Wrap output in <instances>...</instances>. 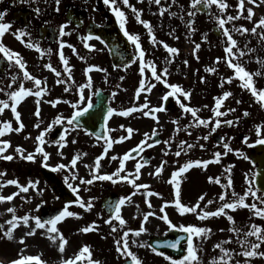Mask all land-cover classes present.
<instances>
[{"label": "rangeland", "instance_id": "obj_1", "mask_svg": "<svg viewBox=\"0 0 264 264\" xmlns=\"http://www.w3.org/2000/svg\"><path fill=\"white\" fill-rule=\"evenodd\" d=\"M129 3L136 9L142 10L141 18L143 20L156 21V24L160 25L163 22L162 20L165 19V21L168 23H166V29H172L173 39L176 41L180 40L179 44L184 46L188 55V63L186 65L185 71H182L181 73L175 72L173 77L167 78L166 80L169 84H175L180 87L182 92H188L190 100L195 99V96L193 95L195 93H197V95H205L202 102H200L201 105H199L198 101L194 103L191 102L193 104L192 108H198L200 110L198 115L203 119H209L210 117H213L212 108L215 104L214 98L221 96L230 85L229 83L225 82L224 87L221 88L219 86L221 83V78L233 76V81L231 84L238 86L240 85V87L243 82L240 81L238 77L234 76V69H230L223 60L219 62L215 60L216 54H218L215 48L202 47V51L206 52L207 57L211 62V67L213 63V67H215L216 71L213 73L207 72V75L198 73L196 74L195 64L197 62L193 55L198 52V49L195 48V45L203 44V41L205 40L203 33L200 34L199 37L190 35L187 21H179L176 18L177 16H170L169 12L174 11L169 10L168 7H174L175 9L181 7L184 11H186L187 9L191 8V0H175V2H173V0H161V4L167 8L163 15L160 14L159 7L156 4L151 3L150 0H129ZM226 3L229 5L226 10L231 8L234 11L230 14L236 15V11H239V9L236 7L238 0H226ZM122 7L124 6L122 5ZM248 7L253 8L252 20H248L246 18V9ZM211 9L213 11L215 10L214 13H216V16L221 15L215 5H213ZM261 17H264V4L257 3L256 5H253L249 4L247 0H245L244 10L241 13V18L230 21L231 23L227 22L225 26L230 28V25L232 24L236 28L243 26L244 28L250 30L253 28L256 21H258ZM206 29L211 30V28L208 26ZM261 32H264V29L258 27L256 35L251 34L250 32L246 33V39L250 42L238 45L244 50H246V48L253 49V52L255 53L254 55L259 59L263 58L264 56V47H262V49H260V47L256 49L252 41H255L258 46H261L259 42H256V40L261 41L259 36ZM19 44L20 40L15 39L13 47L18 49L23 54L26 64L34 69L33 74L31 75L42 81L41 87H46V94L44 95L43 101L33 95L24 97V99H22L17 105V111L21 114L20 122L23 123L25 127L19 133L13 131L7 133L3 137H0V139H7L10 142V147L6 150L5 154H11L14 157L10 161L0 159V172L6 173L5 176L0 177V183H3L8 179H17L21 185L27 184L29 180L39 181V183L37 184L36 189L30 188L27 193L20 192L19 195L15 196L10 202H0V224L11 219L12 213H8L6 211L9 207H13L15 209V214L17 216H23L28 213L31 216L41 217L40 210L37 209V205L41 206L42 201L47 205H52L55 207H67L68 211H71L76 215L65 217L64 220L58 222L57 224V228L59 229L60 233L63 234V236L68 241V243L65 245V250L63 253L59 251L58 241L53 243L47 238L46 234L42 235V233L45 232L43 229H38L36 234L31 237H25L24 244H21L19 241L20 238L24 236V233L29 229L25 228L23 225H20L13 230L12 239L4 237L3 232H0V264H10L11 261L21 259L25 256L38 257V260H26L25 262L27 263L62 264V260L74 258L84 245L89 247L91 256L89 257L86 255L82 259L83 264H88L89 259L99 261L100 264H123L124 258L118 254L114 241L119 235L122 234L123 230H138L142 223L146 228L145 232L141 233L138 237L133 235V232L129 233L128 242L130 250L142 260L143 264H171V262L166 260L164 256L160 255L156 251L153 252V248L149 243L151 237L163 236L169 231L173 230L159 219V216L163 214L160 212V208L162 205H164L165 201L170 202L165 207V212L172 223L176 225H193L204 227L210 230L207 234V238H204L203 235H201L199 238L195 236L193 237V243L197 247L198 256V261L193 262V264H210L212 258L219 257L220 250L218 247H214L218 244L227 249L233 250L235 253H239L241 248L236 242L237 235L236 233L229 231L230 228L240 227L242 231H246L248 226L253 223L264 228V218L253 215V211L247 207H237L235 210H226V212L233 217L234 224L230 223L225 215L209 217L204 220H200L195 213L181 214L175 207L174 202L177 197L176 190L170 183L171 174L178 170V168L184 163V160L185 162L188 160H211L212 154L214 152L220 151L223 153L225 150L222 147H218L216 150L213 149L215 146L213 145L214 136L218 131L221 129L223 130L222 124L219 128H217L216 132L211 133L207 141L203 139L198 141L196 138L198 136L202 137L203 135H208L210 128H204L202 126L199 128H190L189 131L191 132V135H188V133L183 130L184 123L182 119H178L175 114L165 110L156 112V119L151 117V115H149L150 117L144 118L139 116V114L136 112L131 113L127 117L120 116L118 114L120 111L143 103L144 97H147L149 104L156 102L158 104L161 103V97L163 96L160 94V89L165 85L158 82V87L153 88L152 91H150V94L148 92L146 95L137 98L135 89L133 92L129 90L128 92L123 90L119 75L114 77L115 74H111L106 81L102 76V71L97 72L96 68L87 74V77L92 78L93 88L88 90L90 93L85 90V94H90L93 98L95 93L94 91L97 88H102L110 95L111 105L114 107V109H116V112H114L112 117L109 119V127L112 130L109 138L114 141H118L121 135H127V133L124 131V128L131 127L134 129V132L132 136L129 137V139L113 143L112 148L107 150V154L109 153L110 155L111 153L115 152L123 156L124 153L130 151L142 139H144V133H148L149 136H151L153 129L160 132L162 131L165 136L164 141L171 140V146L169 147L168 145L161 143L153 150L155 153V158L149 163L144 164V166L141 168V175L139 179L136 180V183L147 184L149 186L147 190L143 188L139 190L134 189L132 185L126 182H123V186L119 187V191L117 192L118 194L120 193L122 197L129 195L132 197L131 203L126 202L125 205L121 207V217L126 222L123 230L118 229L116 233L112 232L111 226L104 222L109 217L100 207V203H93V207L88 211H85V209L81 208L78 203L74 204L73 206H64L63 203H57L50 191L49 184L43 178L42 169L47 167L42 165L41 155L36 154L34 161H27L22 159L19 154L15 152V148L17 146L22 147L25 151V155L29 152L34 153L36 147L35 138L39 135L40 131L46 128L47 125L52 122L55 116L64 114V110L67 107H70V104L63 103V100L74 102L76 99H78L77 87L86 81L81 80V64L79 61H77L76 55L72 48L65 46L62 51L64 57L68 61V66L72 75V81H74V83L60 84L56 83L57 77L55 76V73L43 67L44 64L51 63L54 68L61 72L60 79L67 78V74L64 73L63 70L64 65L59 59L60 42L51 49L50 53L48 52V49L50 48L47 47L43 56H41L38 52H35L34 48H22L21 46H18ZM224 48L225 45L221 47V52L218 54L220 57L225 56ZM94 49H96L97 53L98 48L94 46ZM32 53L34 56L31 58L30 56H32ZM25 54L28 55L25 56ZM260 60L264 61V59ZM239 62L242 63L241 60ZM209 65H207V68ZM94 66H98L97 62L94 63ZM247 66H249V73H261L260 75H254L253 81L255 87L264 88V64L258 63L257 58H255L252 66ZM100 68H102V65ZM201 77L204 78L203 82L201 81ZM24 87H29V89H32L33 82L26 80ZM65 87H69L68 92L64 91ZM165 88L166 90L168 89L166 86ZM210 88L217 89L216 94L218 95H213V92L209 93ZM18 89L19 88L17 85L16 87H11V91ZM11 91L8 90V93ZM170 91L172 90L170 89ZM113 93H115V96L112 95ZM210 94L211 97L208 99ZM180 96L184 99L182 93H180ZM8 99L9 97L6 95V93L0 92V100ZM57 99H59L61 102L57 103L55 106L47 102L49 100ZM37 101H39V104ZM254 101L255 103L253 104V110L251 111L250 118V132L253 136L252 140L255 143L258 139H264V108L260 106V103L255 98ZM86 102L87 101L83 102L82 104ZM9 103H11V101H9ZM183 103L186 104L187 102L183 101ZM223 107L224 102L222 103V107L220 109L221 111H223ZM37 108H39V116L35 115ZM54 109H57L56 112H54ZM182 113L186 115L187 119H192L191 114L186 113L184 109L181 111L180 115ZM4 121L11 122L13 128L19 126L16 122L14 114L11 112L10 107L5 109L3 113H0V125H2ZM36 124H39V128L35 127ZM121 125H123L124 128H121ZM257 125L261 126L259 137L256 133ZM247 126L249 128L248 123ZM177 127L180 129L179 131H176ZM54 128L55 126L53 129ZM72 132L73 131H69L65 136V139L67 140L66 145L63 148H59V152H62L63 156L58 155V145L51 142L52 140L49 137L50 133L45 135V144L42 145L44 150L50 154V158L47 161L49 164L48 168L56 172L57 175H60L63 180L64 177L68 175V170H56L54 169V166L58 163L68 164L74 155L77 153H84L82 148L83 144L72 143V140H74L71 137ZM180 140L194 144L195 147L189 150L187 154L182 153L180 157H176L174 152L176 151V145ZM200 144H204L205 148L201 149L199 147ZM164 150L168 151V155L164 154ZM162 160H166L167 164L164 166L161 173L154 174L155 168L160 166ZM247 160L248 161H245L241 156H238L235 151H232L227 155H222L219 163H211L207 166V168L193 166L187 172L182 174V178H178L180 179L179 198L181 203L187 206H192L196 204V201L201 195H205V200L201 201V207H203L207 200L211 199L213 203L209 205L206 210L214 211L221 203L219 201V195L222 192L227 193L226 199L231 197L232 191H235L238 195H243V193L250 186L249 182H251V186L256 189L253 185V177L256 169L251 160L249 158ZM94 162L95 159H92L90 154L86 153V155L81 156V158L77 161L75 171L79 176H82L85 179L91 178L90 169L85 168L84 165L88 164L90 166H94ZM105 163H108V161L105 160ZM135 164L136 162L128 160L125 162V168L129 172H134ZM118 166L114 168L103 169V163L101 161L100 172L110 174ZM228 169L231 170V189L226 190L218 184L209 182L208 177L211 176L214 178L220 177L221 183H226L229 175V172L227 171ZM246 174L248 177L247 180ZM69 182L74 186L76 185L75 181L69 180ZM85 187L88 188V191H84ZM80 189L82 191V200L85 202L90 200L92 186L80 185ZM18 191L19 190L16 186L8 185L0 188V195L7 196ZM149 191L159 193V195L149 196L147 195ZM133 193L135 194L133 195ZM257 195L261 196V194L258 192ZM21 197H23V199ZM245 203H257L258 207L264 208V205L259 204V201L253 200L251 196L245 198ZM149 204H151V207H149ZM146 213H155V215L149 216L148 221L145 222L143 221V216ZM93 221L96 223V230L90 231L88 233L79 231V229L92 224ZM114 222L117 225L119 223L118 221ZM30 223H33L34 225V222L30 221ZM7 227L8 225H5V230ZM176 229L180 230L179 228ZM229 238L232 239V242L225 243V241L229 240ZM133 240H135L136 243H132ZM249 240L254 241L255 238L249 237ZM141 245L144 246L141 247ZM185 247L187 249V243L185 244ZM258 251H264V244H261ZM245 259L246 258L241 255H234L231 264H235L237 260L243 264ZM247 259L249 260V264H264V257L261 256Z\"/></svg>", "mask_w": 264, "mask_h": 264}, {"label": "snow or ice", "instance_id": "obj_2", "mask_svg": "<svg viewBox=\"0 0 264 264\" xmlns=\"http://www.w3.org/2000/svg\"><path fill=\"white\" fill-rule=\"evenodd\" d=\"M24 2H27V0H24ZM104 4L110 8V10L114 13L117 21L119 22V26L121 30L124 31V35L127 37L128 41L133 45V53H132V58H131V63H139V74H140V81H139V86L136 89V96L137 98L140 96L141 92H150L152 88L155 86L153 83L150 81L154 80L156 82H160L164 84L167 88H170L172 91L167 93L166 96L161 97L162 100H166L168 96H173L178 93H182L183 97L187 99L189 97L188 92H182V89L178 87L175 84H169L164 77L167 75V68L161 69L158 71L157 66L152 60H145V50L142 48L141 43H140V37L137 34H129V32L125 29V24H126V15L125 12L121 9L119 6L122 4L124 7L131 9L132 13L135 15L136 20L143 24L145 29L148 32L149 39L152 45H157L161 44L164 49L170 54V57L166 60V63H171L172 62V57H174L175 54H177L178 49L175 47H170L167 43L163 41H157L153 34L152 27L150 23L146 20L141 19V11L139 9H136L133 5L129 3V0H103ZM151 3L156 4L159 7L160 14L163 15L164 12L167 10V8L161 4V0H150ZM175 2V0H173ZM249 4L256 5L257 3L259 4H264V0H247ZM55 3L57 5L56 11H59V3L60 0H55ZM244 4L245 0H238V3L236 5L237 11L236 15H225V10L229 5L226 3V0H191V9L188 12V16L192 17L196 15V12L201 11L202 9H208L210 10L213 5L217 7L219 10V13L221 15L215 16L214 20L219 29L222 30V36L226 38V46L224 48L225 56L224 57H217L216 60L217 62L223 60L227 66L230 69H234V76L238 77L240 81H242L241 87L243 89L248 90L251 95L260 103V106L264 108V88H257L254 86V81H253V76L254 75H260L261 73H249L244 66L239 62L241 57H244L248 53L253 52L254 50L251 48H246V50L241 49L238 46V42L236 39L233 38L232 32H239L241 35L244 33L250 32L251 34L256 35L257 34V28L264 29V17H261L258 21H256L255 25L253 26L252 29H247L241 26L240 28H236L235 26L232 27L230 30L228 27H225V24L227 22L233 21V20H238L241 18V13L244 10ZM170 7V6H168ZM36 11H39L37 9ZM246 18L248 20H252L253 18V8L248 7L246 9ZM6 15V10L5 11H0V37H3L5 32L8 31L11 28V25L9 23L3 22V18ZM170 16H175V12H169ZM70 23V22H68ZM189 25H191V21H189ZM67 28V23L61 24L59 26V35L60 37L70 35V32H66L65 29ZM17 39H20L22 36L29 35L26 31L22 30H17L16 33ZM260 39L262 42H264V32H261L259 34ZM92 35L89 34L88 36L84 37V47L92 49L94 48V45H89L87 43L88 40L92 39ZM95 39L99 40L100 37H95ZM204 39L206 40L207 37L205 36ZM28 47L34 48L41 56H43L45 53L44 51L40 48L38 43H32L31 41L28 42ZM67 46L69 48H72L73 52L76 51L73 45L68 44L66 41L61 39L60 44H59V59L64 65V73L67 74L66 79H60L61 77V72L58 71L56 68L52 66L51 63H46L43 65L44 68L51 70L52 72L55 73V76L57 77L56 83L60 84H67V83H74L72 81V75L70 68L68 66V61L63 55L62 49ZM196 49L200 48V44L195 45ZM48 52H51V49H48ZM0 53L3 54V56L9 61L11 64L12 62L15 63L19 67V69L23 72V79L24 80H29L33 82V88H25L23 81H21L19 85V89L15 91H11L10 93H6L8 95L9 99L8 100H0V113H3V111L7 108L10 107L11 112L14 114L16 122L18 123V127L13 128L11 125V122L9 121H4L2 125H0V137L5 136L7 133L10 132H17L19 133L25 126L23 123L20 122V113L17 111V105L20 103L24 97L28 95H33L35 97H42L43 95L46 94V87H41L42 81L35 76L31 75L25 68V63L20 59L19 54L10 50L8 47H6L2 42H0ZM258 63L264 64V61H261L259 58H257ZM187 63V61H185ZM93 68H96L99 71L106 72L105 69L99 68L98 66H89L88 69H86V73L90 72ZM146 71H150V76L147 77V80L149 82L146 83V78H145V73ZM205 71L209 73H213L216 71L215 67H208L205 69ZM108 77L105 76V80L107 81ZM121 80L124 79L123 76L120 77ZM17 80L16 76L11 77V82L15 83ZM204 78L201 77V81L203 82ZM233 81V76H228L227 78H221V83L220 87H224V83L227 82L231 84ZM12 83H9L8 88L12 87ZM93 88V81L91 77H88L85 83L80 84L77 87V94H78V99H76L74 102L69 101V100H63V103L65 104H70L71 108L74 110L71 114L70 117H63V116H56L52 122H50L46 128L40 131L39 135L35 138L36 140V147L34 153L29 152L25 155V151L22 147L17 146L15 148V152L19 154V156L22 159H25L27 161H34L35 160V155L40 154L42 157V165L44 167H49V164L47 161L50 158V154L44 150V147L42 145L45 144V135L47 133H50L53 129L54 126L57 125H64V131H62L59 134V138L51 141L52 143L58 145V155L63 156L62 152H59V148H63L67 140L65 139L66 134L69 131H75L77 128H82L85 131L86 135H92L95 136L97 140L103 139L104 144L106 145L104 149V153H101L100 156H97L95 158L94 166H90L88 164H85V168L90 169V177L88 179H85L82 176H79L78 173L75 171L76 166H77V161L81 158V156L86 155V153H77L76 155L73 156V158L70 160L68 164H63V163H58L54 166V169H67L68 170V175L64 177L65 183L67 184L68 188H70L74 193H78L80 185H92L94 181H109L111 183H117L118 181L120 182H126L134 189H148L147 184H138L136 183V180L139 179L141 175V168L144 166V164L149 163L148 160L144 159L141 157L143 160V164L139 161L136 160V157L140 155L144 151L145 148H151L154 144H159L161 141L159 139L153 140L152 137H155L157 135V132L155 129H153L151 136H149L148 133H144V139H142L134 148H132L130 151L124 153L122 157H119V166L112 172V173H101L100 168H101V161L104 157V154L107 152L108 149L112 148L113 143L116 142H121L129 139V137L132 136L134 129L131 127L124 128L123 125H121V128H124V131L127 133V135H121L118 139V141H114L111 138H109L108 133L112 131L111 129L106 127V123L108 119L113 115L114 112H116V109L112 108L111 106L107 107L106 114L103 115L102 119L104 121V124H102V127H104V131L102 133H96V132H88L86 128H84V125L80 123L81 117H83L89 109L93 107V104L91 102V96L85 94V90H91ZM35 89V90H33ZM0 91H4V89H0ZM65 92L69 91V87L64 88ZM100 90L97 89L94 94L99 95ZM115 96V93L112 94ZM231 92L229 91H224L223 94L215 99V104L214 107L212 108L213 112V117H210L209 119H203L198 115V112L200 111L198 108H192L188 107L187 105L180 103V107L184 109L186 113H190L192 117V123L189 125H184V131L188 133V135H191V132L189 131L190 128H199V127H204V128H210V132L208 135H203L202 137L198 136L196 139L199 141L200 139H203L207 141L209 139V136L211 133H214L217 131V128L223 125L231 126L234 123H238L239 117L236 118V120H229V119H224L221 120V117H226L229 113L235 112V108H227L223 111H221L222 103L223 101L231 96ZM11 101V103H9ZM87 101V104L85 107H81L82 103ZM49 104L55 106L57 103L61 102L59 99L57 100H49L47 101ZM39 104V101H37ZM179 103V101H178ZM237 104L241 103L240 100L236 101ZM207 107V106H205ZM162 107H149V101L147 97L144 98V102L138 106H133L129 107L125 110L120 111L118 114L120 116L127 117L131 113L136 112V111H141L143 116H149L150 114L153 116L154 119L155 113L159 111H163ZM244 116H248L249 113L245 111ZM35 115L39 116V108H37V111ZM175 123V121H174ZM35 127L39 128V124H36ZM179 127H177L176 131H179ZM261 132V126L257 125L256 126V133L257 136H260ZM27 139V137H26ZM223 140V138H221ZM248 138H244V143H247ZM72 143H76L75 140H72ZM165 145H168L169 147L171 146V140H166L163 141ZM256 143L259 144H264V139H258ZM10 147V142L7 139H0V159L10 161L14 157L11 154H5L6 150ZM193 147H195L194 144L187 143L184 140H180L179 143L176 145V151L174 152V155L176 157H180L181 154H187L189 150H191ZM199 147L201 149L205 148L204 144H200ZM223 149L225 150L223 153L220 151H216L212 154V159L211 160H188L185 163H183L178 170L174 171L171 174V179L170 183L174 186L176 190V200H175V207L178 209V211L181 214L185 213H195L200 220H204L209 217H218L220 215H225L226 218L230 223L234 224L233 217L229 215L226 210H235L237 207H247L251 211H253V215L264 218V208L258 207L257 203H251V204H246L245 203V198L248 196H251L253 200L259 201V204L264 205V195L258 196L257 192L259 189H254L251 186L247 188V190L243 193V195H238L235 191H232L231 197L226 199V192H222L219 195V201L221 202L219 207H217L214 211H208L206 210L209 205L213 203L211 199L207 200V202L201 207V201L205 200V195H201L198 200L196 201L195 205L192 206H187L183 203H181L180 200V179L182 178V174L187 172L189 169H191L193 166L196 167H202V168H207V166L211 163H219L220 158L222 155H227L229 152H232L233 149L230 147L228 143H223L222 144ZM238 156L243 157L244 159H248V157L241 152L239 149L235 150ZM164 154L168 155V151L164 150ZM111 160H117V156L113 155L111 157ZM128 160H136L135 164V169L134 172H129L125 168V162ZM167 164L166 160H162L160 166L155 168V173L154 174H159L163 170L164 166ZM229 172L227 182L226 183H221V178L220 177H208L209 182L215 183L220 185L224 189H231L232 188V178L230 175V169L227 170ZM5 172H0V177L5 176ZM248 179L247 174H246V180ZM69 180L75 181L79 180L78 185H73L72 183L69 182ZM39 181H32L29 180L27 184L21 185L19 184L17 179H8L4 181L3 183H0V188H3L8 185H13L16 186L17 189L19 190L18 192H13L10 195H0V202L4 201H12L13 198L17 195H19L20 192L27 193L29 189H36L37 184ZM84 191H88V188L85 187ZM135 193H133L134 195ZM147 195L152 196L156 195L158 196L159 193H154L149 191ZM23 199V197H21ZM131 195L122 197L118 201H116L114 204H108V208L112 209V215L109 216L107 220L104 222L106 224H109L111 226L112 232L116 233L118 229L123 230L124 225H125V220L121 217V207L125 205L126 202L131 203ZM147 202V201H146ZM43 203V201L41 202ZM77 203L79 206L85 211L91 210L93 207L92 200H88L87 202L83 201L79 197L77 198ZM170 203L168 201H165L164 205L161 206L160 212L163 213L162 215L159 216V219L162 220L169 228L171 229H176L179 228L182 232L186 233V241H187V249L186 252L187 254L184 255L181 259L179 260H174L171 256H166L164 253H159L160 255L164 256L166 260H169L171 264H193V262L198 261V256H197V247L193 243V237H200L201 235L204 236V238H207V234L209 233V229L204 228V227H198V226H185V225H176L172 223V221L169 219L167 213L165 212V207L167 204ZM149 207H151V204H149ZM37 209H40V205H37ZM199 209V211H198ZM8 213H12L11 219L6 220L4 223L0 224V232H3L4 237L8 239H12V233L13 230L16 229L18 226L23 225L25 228L29 229L24 233V236L20 238V243L24 244L25 242V237H31L34 234H36L38 229H43L45 230L43 234L47 235V238L51 240L53 243H56L58 241V247L59 251L61 253L64 252L65 250V245L68 243L66 238L63 236V234L60 233L59 229L57 228L58 222L64 220L65 217H71L76 215L75 213L68 211L67 207H65L64 210H61L57 215L49 218V219H42L41 217L38 216H31L30 214L26 213L23 216H17L15 214V209L13 207H9L6 210ZM155 215V213H146L143 216V221H148L149 216ZM30 221L34 222L30 223ZM118 221V225L114 222ZM5 225H8L7 229L5 230ZM96 230V223L95 221L92 222V224L85 226L81 229H79L80 232L83 233H88L90 231ZM146 228L143 226V223L139 227L138 230H132V229H127L123 230L122 234L118 236V238L115 239V245H116V250L118 254L124 258V264H143L142 260L138 258V256L130 250L129 248V233L133 232V235L139 236L141 233L145 232ZM229 231H232L236 233L237 235V243L240 245L241 251L239 253H235L231 249H227L221 245H215L214 247H218L220 250V255L219 257H214L210 261V264H231L232 258L234 255H241L245 257L246 259L244 260L243 264H249V260L247 258L251 257H256V256H261L264 257V251H258L260 248L261 244H264V228L261 226L253 223L248 226L246 231H242L240 227H232L229 229ZM249 237H254L255 240L251 241L249 240ZM232 239L229 238V240L225 241V243H231ZM132 243H136L135 240L132 241ZM179 244V241L171 243L168 245V247H171L173 249L177 248ZM144 245H141L143 247ZM26 247V245H25ZM153 252L156 251V249H152ZM91 256L90 249L87 245H84L81 247L79 253L72 259H67V260H62V264H77V261L82 260L85 256ZM32 261V260H38V257L35 256H25L21 259L13 260L10 262V264H25V261ZM88 264H100L99 261H95L92 259L88 260ZM235 264H241L239 260L235 262Z\"/></svg>", "mask_w": 264, "mask_h": 264}, {"label": "flooded vegetation", "instance_id": "obj_3", "mask_svg": "<svg viewBox=\"0 0 264 264\" xmlns=\"http://www.w3.org/2000/svg\"><path fill=\"white\" fill-rule=\"evenodd\" d=\"M119 6L125 12L126 15L125 29L129 32V34H137L140 37L141 46L146 53L145 60H152L157 66L158 71L167 68L168 70L167 75L164 77V79L173 77L175 75V72L181 73L182 71H185L186 65L188 63L187 52L184 46L179 44L180 40L176 41L173 39V30L166 29L167 22L165 21V19L162 20L163 22L160 25L156 24L157 23L156 21H151V20H146V21L150 23L153 30V34L157 39V41H163L167 43L170 47H175L178 49L177 54H175L174 57H172L171 63H166V60L170 57V54L166 51V49L163 48L161 44H157L155 46L151 44L147 30L145 29L143 24L139 23L136 20L135 15L132 13L131 9H126L122 7V4H120ZM58 7H59V11H56L57 5L55 3V0H27V2H24V0H0V11L6 10V15L3 18V22L9 23L11 25V28L5 32L4 36L0 37V42H2L10 50L18 53L20 59L25 63L26 70L30 74H33L34 69L26 64L23 58V54L18 49H15L13 47V43L15 39H17L14 33H16L17 30L19 29L22 31H26L29 34L26 36H22L20 39H17L20 40V44L18 46H21L22 48H30L27 45L28 42L31 41L32 43H38L43 51H45L47 47L52 49L55 45H57L61 41V39H63L68 44H72L76 49L74 53L76 55L77 61H79L81 64L80 65V70L82 71L81 80L84 81L87 80L88 78L87 74H89L90 72L86 73V69H88L89 66H94V63L97 62L99 68L102 65V68L106 70V72H102L103 74L102 76L104 78L105 76L109 77V75L111 74H115L114 77H116L117 75H119V77L123 76L124 79L123 80L120 79L123 90L127 92L128 90L133 92L135 89L136 91L141 77L139 74V63L138 62L131 63L133 45L130 43L131 55L120 58L119 60L121 63L120 66H115L114 56L112 55V51L110 50L104 38H102L100 34H98L97 30L104 29L105 26L107 25L108 22L107 14L111 13L115 17L114 13L110 10V8L104 4L103 0H60ZM37 9H39V11H36ZM169 10H173L176 13L175 16H177L176 18L179 21L181 20L187 21L190 35L194 37H199L200 34L203 33V36L207 37V39L203 41V44H200V48L198 49V52L195 53V55H193V57L196 58V62H197L195 64L196 74L198 73V74L207 75V71H205V69L209 64H210L209 67H211V62L207 57L206 52L202 51V47L215 48L217 53L219 54V52H221V47H223V45L226 46V38L222 36V30L221 29L217 30L218 33L216 34L215 31L216 29H214V27L217 26L214 20V17L216 16V13H214L215 10L213 11L212 9H210L208 10V13L198 11L196 12V15L192 17L188 16V12L192 10L191 8L184 11L181 7L176 9L174 7H169ZM233 11L234 10L231 8L225 10V15H232L230 13ZM69 15L73 16L75 18V21H72L69 18ZM189 21H191V25H189ZM64 23H67V28L65 29V31L70 32L71 34L60 37L59 26ZM118 26H119V22H118ZM207 26L210 27L211 30L206 29ZM46 27L49 28L48 29L49 31L43 34V36H41V29ZM232 27L233 25L231 24L229 29L231 30ZM119 29H120L119 32H122L124 34V31L121 30L120 26ZM89 34H91L93 38L88 40L87 43L89 45H94L95 47H97L98 48L97 53L99 55L96 53V49L94 48L89 49L84 47V37L88 36ZM232 35L233 38L236 39L238 43H240L238 45L245 44L246 42H250L246 39V33L241 35L239 32H232ZM97 36L100 37L99 40L95 39V37ZM34 51L37 52L35 49ZM251 53L252 54L250 55H245L244 57H241L240 60L244 61L247 65L252 66V64L254 63V59L258 57L253 55V52ZM218 54H216L215 58L220 57ZM27 55L28 54H25V56ZM33 56L34 54L32 53V56L30 57L32 58ZM185 61H187V63H185ZM247 65L246 68L249 69V66ZM213 66L214 64L212 63V67ZM93 69L91 71H93ZM96 71L100 72L97 69ZM12 76L17 77L15 83L11 82ZM149 76H150V71H146L145 73L146 83L149 82L147 80V77ZM21 81H23V84L25 85L26 80L23 79V72L19 69L17 65H15L14 62L10 64L9 61L3 56V54L0 53V89H4V91H0V92L8 93V90L11 91V88H8L9 83H12V87L14 86L16 87L17 85V87L19 88ZM150 82L155 85L153 88L158 87V82L154 80ZM25 88H29V87H25ZM97 89L101 90L104 94L109 95L104 89L102 88H97ZM86 90L88 93H90L88 89ZM96 90L94 92H96ZM216 90L217 89L215 88H210L209 93L213 92L212 93L213 95H218L216 94L217 93ZM226 91L231 92L232 95L223 101L224 102L223 110L227 108H235L236 111L229 113L226 117H221V119H229L235 121L236 118L239 117V121L238 123H234L231 126L222 124L223 130L221 129L216 134L220 136L219 140L216 141L215 139L216 135L214 136L213 145L215 146L213 147V149L216 150L218 149V147H222L223 143H228L230 147L233 149V151L239 149L251 160L250 156L254 141L252 140L253 136L250 132V124H251L250 118H251V111L253 110V104L255 103L254 97L251 95V93L248 90L240 87V85L238 86L235 84H230ZM169 92H171L170 88L166 90L165 86H162L160 89V94H162L163 97L166 96L167 93ZM147 93L148 92H141L139 97H142ZM193 95L195 96L194 100H190L189 97L187 99L185 98L183 99L181 98L180 93L173 96H168L166 100H169L170 102L169 108L171 109H167L165 107L166 100H161V103L159 104L157 102L151 103L149 104V107H153V106L162 107L163 109H165V111L175 114L178 119H182L184 123L183 125H189L192 123V119H187L186 115L183 113L180 115L181 111L183 110L180 107V103H183V101H185L187 102L185 105H187L188 107H192L193 104L191 102L194 103L198 101L199 105H201L200 102H202V100L205 97V95L203 94L197 95V93H195ZM210 97L211 94L209 95L208 99H210ZM39 98L41 99V101H43L44 95ZM96 99H97L96 94H94L93 98L91 96V102L93 105L96 102ZM237 100H240L241 103L237 104L236 103ZM86 104L87 102L82 104L81 107H85ZM110 104H111V99H110ZM138 105L140 104L134 106H138ZM111 107L114 108L112 105ZM56 110L57 109H54V112H56ZM73 111L74 110L71 108V106L67 107L64 110L65 113L60 114L59 116L70 117ZM245 111L249 113L248 116H244L243 113ZM136 113H138L139 116H142L144 118L150 117V116H143L141 111H136ZM104 114L106 113L105 112L103 114L100 113L99 118H102ZM91 116L92 115H90L87 112L83 117H81L80 123L84 125V128L86 126L91 125L92 122L93 125L95 123L102 124L101 122L102 120H100V122H97V120L95 119L91 120L90 119ZM151 117L153 116L151 115ZM109 119L106 123V127L110 129ZM247 123L249 125V128L247 126ZM56 127H63L64 129V125H57L55 126V128ZM53 131L54 129L49 135L52 141L56 140L52 136ZM88 132H93V131L88 130ZM156 132L159 137V140L161 141V143H163L165 139L163 132L162 131L161 132L156 131ZM108 135L110 137L111 131L108 133ZM71 137L76 141V143L83 144L82 145L83 152L89 153L92 159H95L97 156H100L101 153H104V149H103L105 148L104 140L103 139L97 140L95 136L86 135L84 129L82 128H77L75 131H73ZM245 137L248 138L247 143H244ZM183 138L186 139L185 137ZM221 138H223V140ZM152 139H154V137H152ZM161 143L154 144L151 148H145L144 151L140 153L139 156L136 157V160L141 161V163H143L141 157L148 160L149 162L153 160L155 158V153L153 150L157 148V146H159ZM113 155L117 156V160L114 161L111 160V157ZM119 157L122 156L115 152L111 153L110 155L109 153L107 154L106 152L102 159L103 169L114 168L118 166ZM105 160L108 161V163H105ZM136 160H131V161L136 162ZM244 160L248 161L246 159ZM234 161L236 162L235 159ZM183 162L185 163V160ZM57 177L61 180L62 184L68 189L69 192L67 196H64L63 193L54 192L49 187L57 203H63L64 206H73L74 204L77 203L78 197L82 199L81 196L82 191L80 187L78 193H74L70 188H68L67 184L61 178L60 175H57ZM75 183L76 185H78L79 181L75 180ZM91 186H92V191L90 192L91 193L90 199L92 200V203H100V207L104 199L114 198L118 201L120 198H122V195L120 193L119 195L117 192L119 191L118 190L119 187L123 186V182L118 181L117 183L114 184L109 181L97 180L94 181ZM258 193L264 195L259 191ZM67 201H69L68 203H73V204L65 205ZM63 209L65 208L63 207Z\"/></svg>", "mask_w": 264, "mask_h": 264}, {"label": "water", "instance_id": "obj_4", "mask_svg": "<svg viewBox=\"0 0 264 264\" xmlns=\"http://www.w3.org/2000/svg\"><path fill=\"white\" fill-rule=\"evenodd\" d=\"M201 12L208 13V9H202ZM107 17H108V23L106 27L104 29L97 30V31H98V34H100V36L104 38L110 50L112 51V55L114 56V62H115L114 64L116 66H120L121 64L119 61L120 58L131 55L130 43L125 38V36L121 32H119L120 30H119L117 21L114 18L110 17L108 14H107ZM69 18L75 21V18L73 16L69 15ZM48 29L49 28L47 27L42 28L41 36H43V34L48 32L49 31ZM215 29H216L215 31L217 34L218 28H215ZM169 103H170L169 100H166L165 107L167 109H171L169 108ZM109 106L110 105H109L108 95H104L100 91L99 95H97V102L88 111V113L92 115L90 119L91 120L95 119L97 120V122H100V120H102L101 122L102 124H104L103 119L99 118V114L100 113L103 114L104 112L106 113L107 107ZM102 124L95 123L93 125V122H92L91 125L86 126L85 128L90 131L96 132V133H102L104 131V127H102ZM63 130H64L63 127H57L55 130L54 137L58 138L59 134ZM219 138L220 137L217 136L216 141H218ZM155 139H159L158 135H156L153 140ZM251 158L254 164L257 165L256 176L254 179L255 185L259 190L264 192V144L256 143L252 147ZM45 178L50 183V186L53 190L59 193H63L64 196L68 195L69 193L68 189L62 186L61 182L57 179V177L51 170L47 169V171L45 172ZM66 200H67V197H66ZM116 201L117 200L114 198H107L103 200V203L101 206L109 216L112 215V209L108 208V204H114ZM68 202L69 201H67V204H72ZM40 210L42 213L41 218L43 219H49L57 215L61 211V209L58 207L46 206L44 204H42ZM186 235L187 234L182 231L173 229L169 231L166 235L151 237L150 245L154 249L159 251L160 253L162 252V253L168 254L172 256L173 259H179V258H182L184 255H186V249L184 247V244L187 242ZM177 241H179L177 248L173 249L171 247H168V245H170L171 243L177 242ZM25 264H36V263H25ZM77 264H83V263L78 261Z\"/></svg>", "mask_w": 264, "mask_h": 264}]
</instances>
